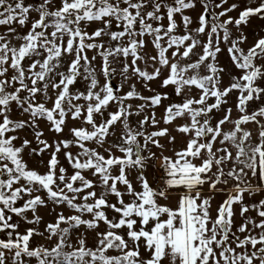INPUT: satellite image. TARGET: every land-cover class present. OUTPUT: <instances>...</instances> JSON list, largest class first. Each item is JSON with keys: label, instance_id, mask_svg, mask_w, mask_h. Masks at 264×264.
Instances as JSON below:
<instances>
[{"label": "snow or ice", "instance_id": "snow-or-ice-1", "mask_svg": "<svg viewBox=\"0 0 264 264\" xmlns=\"http://www.w3.org/2000/svg\"><path fill=\"white\" fill-rule=\"evenodd\" d=\"M200 2L204 11L199 26L190 30L192 18L184 12L195 8L196 0H0V26H7L0 33V232L7 236L0 239V264H31L33 258L36 264H264V199L252 204L245 200L246 195L264 193V105L249 111L250 102L264 99V37L245 51L240 45L247 36L241 32L233 39L228 28L234 24L239 30L251 17L264 19V0H249L256 6L222 22L220 17L238 5L216 13L213 7L221 8L228 0ZM176 14L183 34H177ZM93 24L97 27L89 31ZM13 25L27 31L21 34ZM222 42L240 73L223 88L225 69L218 62ZM148 43L154 55L145 51ZM97 57L103 84L94 65ZM115 76L120 77L118 85L112 82ZM80 79L87 83L86 90L73 93L70 86ZM157 79L161 88H172L179 102L149 87L148 82ZM130 80L143 81L154 95H141L135 83L121 95ZM233 92L238 93L235 119L232 107H226ZM134 99L144 103L134 109L127 103ZM81 100L85 103H78ZM113 104L115 111H108ZM13 106L28 118L13 119ZM161 106L164 125L185 121L173 129L186 137L179 150L176 136L168 127H159L155 111L142 115L146 108ZM220 112L215 119L214 113ZM133 116L142 118L133 124ZM69 118L88 127L70 128L72 139L51 144L42 139L38 121L60 134ZM249 124L256 126L255 139ZM24 129L32 131L37 147L18 135ZM110 136L116 141L109 142ZM162 138L173 145L172 155H164ZM73 146L79 149L75 155L67 151ZM152 147L160 150L159 156ZM49 149L45 173L28 167L25 150L41 156ZM62 151L71 175L64 167L58 169L57 154ZM156 159L164 175L153 187L145 171ZM130 170L137 173L139 191L129 179ZM34 192H44L47 201L66 205L73 214L58 213L43 232L35 227L19 232L13 215L26 224L41 222L36 212L47 201ZM225 192L213 217L212 200ZM173 198L175 207L168 203ZM18 201L23 203L17 206ZM109 210L115 215L110 217ZM237 212L242 223L233 231ZM249 212L259 219L246 215ZM101 224L104 230L98 231ZM81 228L74 245L71 236ZM90 231L95 232L94 247L87 245ZM34 236L49 241L55 237L56 242L33 247Z\"/></svg>", "mask_w": 264, "mask_h": 264}, {"label": "rangeland", "instance_id": "rangeland-1", "mask_svg": "<svg viewBox=\"0 0 264 264\" xmlns=\"http://www.w3.org/2000/svg\"><path fill=\"white\" fill-rule=\"evenodd\" d=\"M9 2L14 3L15 0H9ZM35 0H25V3H34ZM169 3H172L173 0H168ZM212 4L214 5L215 3H219L220 0H211ZM257 3H259V0H257ZM57 4H58V0H57ZM232 4H236L238 5V7L229 12L227 14V16H223L220 17V21H224L226 20L229 16L235 18H238L239 16V12L242 11L245 7L247 6H253L255 7L256 4H251L249 5V0H228V2L226 4H224L221 8H215L213 7L212 10H214L216 13H219L220 11H223L225 8L230 7ZM3 9H0V11H2ZM163 11V10H162ZM204 9L203 6L200 2V0H196V7L193 9H188L185 10L184 15H188L192 18V24L189 26V29H195L196 27L199 26V21L198 18L201 15V13H203ZM33 16H35V13L32 14ZM209 20H211V16L207 17ZM175 19L178 23V25H180V28L178 29L177 34H183V26L181 24V17L180 14H176ZM163 24L167 25V19H165L163 21ZM14 27H17V31L20 32L21 34L25 33L27 31V28L21 29L19 28L18 25H13ZM95 27H97V25L93 24L91 25V27L89 28V31H92ZM228 28L232 34V38L235 39L236 37H238L240 35V33L242 32L245 36H247V40L246 42H244L243 44L240 45L241 48H243L245 51H247V49L249 47H251L255 41L261 37H264V19L257 17H251L249 18V21L246 25H241L240 29L238 30L234 24H229ZM7 30V26H0V33H3ZM222 35V33H221ZM202 40H206L207 36H202L200 37ZM145 40L148 41L150 40L149 37H145ZM220 47L222 49V52L218 54V62L219 65L221 67H223L225 69L224 73L222 74V84L221 87H225L229 84L230 79L233 75H239V70H237L234 66V64L232 63L228 52H227V47L228 45L224 44L223 42L220 44ZM146 52H148L149 54L154 55L155 54V50L152 48L151 43L147 44V47L145 49ZM196 51H200V49L198 48ZM93 55H95V51H89L88 52V56L91 58ZM129 58V62H130ZM140 63V62H138ZM94 65L97 69V73H98V79L100 80V83L103 84V77L102 75H99V68L101 65V59L100 57H97V59L94 61ZM140 66L143 68L145 67L142 63L140 64ZM151 67L148 68V71H151ZM202 72L204 71L203 69L201 70ZM166 74V73H165ZM113 84L114 85H118L120 83V77L119 76H115L113 77ZM135 83L136 84V90L143 96H152L154 95L153 92L148 91L145 87H144V82L140 81L137 82L136 80H130L127 84L124 85V88L122 90V92L120 93L121 95H123L124 92H127L129 90V85ZM149 83V87L155 89L156 92H167L169 94V100L173 101V102H179V100L181 98L176 97L173 93V90L171 87L169 88H161L160 87V79L148 82ZM87 87V83L80 79L78 80V82L73 85L70 86V90L75 93L77 91L80 92H84L86 90ZM49 95H52L51 90H49ZM238 95V93L233 92L232 94H230V96L228 97V105H226V107H232L233 112H232V117L233 119H235L236 117L239 116V113L236 111L235 109V102H236V96ZM38 100L41 99V97H37ZM211 102V101H210ZM78 103L84 104L85 102L83 100L78 101ZM127 103H130L133 105V108L135 109V107L139 104L144 103V101L142 100H130L127 101ZM169 103L168 100L164 101L163 104L167 105ZM264 105V99L262 100H254L252 102H250L249 104V111L256 109L258 106ZM48 107H51V102H48L47 104ZM13 113H12V118L13 119H27L28 117L25 116H21L16 110H15V106H13ZM116 109V105H110L108 111H115ZM155 111L156 113V119L157 120H161L163 114H164V107L161 106L159 108H155V109H151V108H146L145 112L142 113V115H150L151 112ZM107 113H105L106 115ZM223 115L222 112L220 113H214V118L215 119H219L221 116ZM142 118L141 117H137V116H133L130 118L131 122L134 124L136 120ZM97 122H99L101 120V117L97 116L96 117ZM184 120H177L174 122V124L172 125H164L162 120L161 123L159 125V127L163 128V127H168L169 130L171 131L172 135L176 136V141H175V148L177 150H179L185 143L186 137H184L182 134L175 132L173 129L175 128L176 125L178 124H182L184 123ZM39 123V127L40 130L43 131L44 135L42 137V139H45L48 141V143H52L54 140H60V139H72L71 134L69 132V129L72 127H88L86 125H82L80 121H73L72 119H68L67 120V126L64 129L63 133L60 134H56L54 132L49 131V125L46 121H38ZM226 127H231V125H227ZM249 130H251L253 132V139H255L256 137V126L254 124H249L246 126ZM119 129L120 126L116 125L115 126V131H116V136L119 135ZM149 131H152L154 129L149 128ZM18 135L23 139V138H27L30 141H32V147H37L36 141L33 137V133L30 129H24L19 131ZM116 136H110L109 142H115L116 141ZM17 145L20 143V141L16 142ZM161 143L165 144L166 146V151L164 152V155H172V147L173 145H169L167 143V138H162L161 139ZM89 147H95V145L93 143H89L88 145ZM107 146V145H106ZM217 146H219L217 144ZM52 150L49 149L47 152H45L44 154H42L41 156H36V155H29V150H25L24 153V160L26 161L28 167L30 169H35L37 170L39 173L43 174L47 171V161L50 158V152ZM67 151H71L74 155L79 151V149L77 147H70ZM100 151H103L102 149H100ZM115 151V150H114ZM152 151L156 152L157 155L159 156L160 150L152 147ZM58 159L60 161V164L58 165V169L59 167H64L65 169H67V173L68 175L72 174V168L70 167V165L68 164L67 160L65 159L64 155H63V151L61 153H58ZM116 155H120L119 152H116ZM41 161H43V163H41ZM149 166L145 171V175L148 178L149 182L152 184L154 183V180L156 181L158 178L163 177L164 173L162 171V169L160 168V164L161 161L159 159L156 160H152L149 161ZM57 169V171H58ZM114 174H118V172L114 173ZM136 171L135 170H130L129 172V179L132 181V183L134 184V186L136 187L137 191H139V185L136 181ZM86 176H88L89 179H91L92 177L90 176L89 173H85ZM121 188V190H123L122 185L119 186ZM154 187V186H153ZM221 187H224L223 185H221ZM228 187H231V185H228ZM99 192V189H96ZM208 190V186L205 185L203 192ZM39 194L41 195L46 201H47V196L44 192H40V193H33V195ZM28 197H25L24 199H27ZM219 198L220 199V203H222V201L226 198V192L225 193H220L219 194ZM130 198L125 196V201L127 202ZM111 202L115 203V197H110ZM23 203V201H18L17 202V206H20ZM161 203H165V201H161ZM168 203L171 204V206H173L175 203L174 201H169ZM63 212L64 215H71L73 214L72 210L69 209L66 205H60V206H56L54 205L51 201H47V206H41L38 207L36 215H38L39 217H41V222L39 225H30V224H26L23 220H21L20 217H17L15 215H13V219L12 222L13 223H18L20 225L18 231L23 233L25 231V229L29 228V227H35L38 228L39 231L43 232L46 225L48 223H55L56 222V218H57V214ZM10 214V213H9ZM26 215L29 217V219L32 218V213L29 211L28 213H26ZM108 215L111 217L113 215H115L114 213H112L110 210L108 211ZM66 225H61V227H65ZM104 230V225L101 224L100 228L98 229V231H103ZM83 231V228H81L79 231H74L72 236H71V242L75 245L76 243V238L77 236H79L80 232ZM45 236H47V233H45ZM87 245L88 247H94L95 246V232H89L87 234ZM6 232H0V239H6ZM56 242V238L53 237V239L51 241L44 239L43 237L40 236H34L31 240V246L35 247L38 245H44L45 247H51L54 246ZM64 251H71V249L69 248H65ZM141 253L142 255H147L146 252H144L143 247L141 248ZM109 254H115L113 252H110ZM31 264H36L35 259L33 258L31 260Z\"/></svg>", "mask_w": 264, "mask_h": 264}, {"label": "crops", "instance_id": "crops-1", "mask_svg": "<svg viewBox=\"0 0 264 264\" xmlns=\"http://www.w3.org/2000/svg\"><path fill=\"white\" fill-rule=\"evenodd\" d=\"M208 194H209L208 190L204 192V195H208ZM219 194L220 193H216L215 198L212 200L211 214H212L213 217H215L216 209H217L218 205L220 204V199L221 198H219ZM260 199H264V193L257 194L255 197H248L247 195L245 197L246 202L249 203V204L255 203V202H257ZM172 201H174V198H173ZM173 207H175V204L173 205ZM246 215L252 216L253 218H255L257 220L259 219L258 217H256L255 212H249ZM234 221H235V224H234L233 231H235V227L236 226H238L240 223H242V220H241L238 212H237V215L234 217Z\"/></svg>", "mask_w": 264, "mask_h": 264}, {"label": "built area", "instance_id": "built-area-1", "mask_svg": "<svg viewBox=\"0 0 264 264\" xmlns=\"http://www.w3.org/2000/svg\"><path fill=\"white\" fill-rule=\"evenodd\" d=\"M160 183H162L161 178H158L156 181L154 180L153 186L156 187Z\"/></svg>", "mask_w": 264, "mask_h": 264}]
</instances>
